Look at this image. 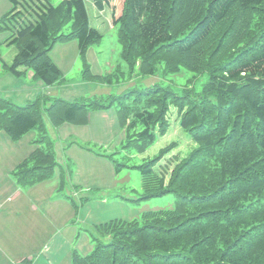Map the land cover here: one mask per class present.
I'll return each mask as SVG.
<instances>
[{
  "label": "trees",
  "instance_id": "obj_1",
  "mask_svg": "<svg viewBox=\"0 0 264 264\" xmlns=\"http://www.w3.org/2000/svg\"><path fill=\"white\" fill-rule=\"evenodd\" d=\"M9 1L13 7L0 19V31L11 33L8 44L17 49L12 65L3 62L14 76L31 70L49 86L60 83L64 75L49 55L56 43L76 39L85 58L103 39L85 0ZM94 3L116 16L130 76L187 77L180 92L155 85L113 98L123 99L118 118L130 145L140 153L154 145L168 131L174 106L196 148L170 173L157 169L173 145L140 166L145 199L173 194L171 207L97 225L93 252L75 251L72 264H264V0ZM44 111L55 126L88 121V105L80 101L56 99L46 109L41 98L26 106L0 98V132L14 142L45 132ZM55 165L53 152L39 148L12 174L32 186Z\"/></svg>",
  "mask_w": 264,
  "mask_h": 264
},
{
  "label": "rangeland",
  "instance_id": "obj_2",
  "mask_svg": "<svg viewBox=\"0 0 264 264\" xmlns=\"http://www.w3.org/2000/svg\"><path fill=\"white\" fill-rule=\"evenodd\" d=\"M50 1L58 5L63 0ZM85 1L91 25L101 32L103 39L88 49L85 58L80 54L76 39L56 43L49 55L62 71L64 80L52 86L36 79L31 70L17 77L3 67V62L13 64L17 49L8 44L11 33L0 31L3 59L0 62V98L20 106L41 98L46 109L56 99L80 101L86 103L89 110L86 124L61 126H55L44 111L47 130H34L18 142L12 141L5 131L0 132V157L3 158L0 159V173L2 168L10 171L8 183H15L22 198L16 200L23 210L14 227L15 236L22 242L14 252L34 253L36 264H72L75 251L81 255L93 252L95 243L91 234L95 233L97 225L115 219L140 220L144 211L171 207L175 202L173 194L145 199L147 191L140 166L153 160L163 148L173 145L157 169L170 173L196 148L191 134L181 127L180 115L174 106L168 114V131L159 134L154 145L144 153L130 145L118 118L123 99L113 98L155 85L180 92L187 77L165 78L161 73L144 76L139 72L130 76L131 69L122 58L113 11L108 7L99 10L94 0ZM12 7L9 0H0V19ZM64 32H71L70 25ZM87 70L112 78V82L90 78ZM206 81L207 76L197 84L198 90ZM96 104L110 106L100 108ZM39 148L53 152L54 170L47 179L22 186L12 173ZM8 183L0 175V196L16 190ZM28 203L35 206V210L30 207L33 213Z\"/></svg>",
  "mask_w": 264,
  "mask_h": 264
},
{
  "label": "crops",
  "instance_id": "obj_3",
  "mask_svg": "<svg viewBox=\"0 0 264 264\" xmlns=\"http://www.w3.org/2000/svg\"><path fill=\"white\" fill-rule=\"evenodd\" d=\"M0 159L3 158L0 157ZM11 170L13 171L14 168ZM4 171L5 170L2 168V173H0V175H3L8 183V174H10V171H5V173ZM8 184L14 185L16 190H14V192H7V196H0V264H36L33 258L34 253L22 252L18 254L14 252L15 249L19 248L22 242V240L20 241V239L15 236L16 230L14 227L15 221L17 220L16 218L20 217L19 212L23 210V207L16 201L17 198L19 199L18 201H21L22 198H20V192L15 183L12 181ZM28 204L29 206H26L29 208L30 213H33L31 208L35 210V206L33 203ZM31 241L32 243L34 242L33 239H31Z\"/></svg>",
  "mask_w": 264,
  "mask_h": 264
}]
</instances>
